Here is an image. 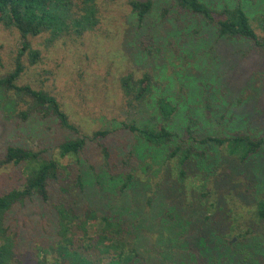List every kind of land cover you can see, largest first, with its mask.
Wrapping results in <instances>:
<instances>
[{
	"label": "rangeland",
	"instance_id": "obj_1",
	"mask_svg": "<svg viewBox=\"0 0 264 264\" xmlns=\"http://www.w3.org/2000/svg\"><path fill=\"white\" fill-rule=\"evenodd\" d=\"M153 1L154 11L142 25L136 21L127 0H97L98 23L82 36L65 34L53 43L49 41L48 33L29 38L33 49L41 53L40 60L33 65L29 53L24 55L22 62L26 69L18 83L55 96L80 135L87 137L86 148L79 156L80 163L74 158L61 159L58 145L77 135L60 128L54 119L40 120L32 116L22 122L16 117L20 108L12 96L0 90V159L8 146H24L40 151L45 158L61 161L67 179L74 181L78 172H88L91 177L90 180L86 178V191L95 198V202L89 204L99 217L114 214L110 203L105 200L108 195H104L107 189L110 192L119 189L112 190L114 184L110 174L116 177L133 171L135 179L149 185V191H146L149 197L162 185L170 205H178L177 211L172 210L176 214L167 230L172 229L179 235L185 231V235H193L196 226L209 225L211 221L206 219L214 215V220H221L220 224L228 228L223 239L229 247H225L222 264H264V219L258 217L254 206L258 197H264V174H258L260 166L264 168V154L259 159L260 164L252 169L248 165L238 171L228 167L220 155L212 156L213 162H204L203 171V163L194 162L183 184L176 183V176L169 167L173 163H168L165 155L174 145H180L189 116L198 121L194 127L198 136L233 135L239 131L264 136V52L257 51L248 42L219 39L210 25H205L200 17H190L175 0ZM209 1L217 4L240 1L251 17L261 14L263 9V0ZM164 8L169 11L165 17ZM183 25L191 28L182 29ZM147 28L155 43L159 42L164 49L162 56L149 57L147 52H140L153 49L150 37H141L132 43V34L142 33ZM21 48L20 33L0 25V77L14 68ZM152 51L157 52L158 47ZM146 71L155 76L160 87L155 89L147 108L136 109L128 105L121 89V79L131 73L139 78ZM246 81L251 82L250 87L243 85ZM162 96L169 98L178 108L168 124L178 137L170 147L159 150L129 134L123 124H157L151 102ZM236 97L238 103L251 98L250 103L238 107L235 103L233 106L230 99L235 102ZM226 110L230 111L229 118L222 120L220 115ZM254 111H259L258 116L253 114ZM231 114L234 118L229 124ZM98 131L109 134L94 137ZM103 145L111 150L112 157L108 160L103 154ZM218 151L224 154L221 149ZM28 175L24 164L4 167L0 171V195L21 188ZM97 175L101 176L103 193L95 183ZM226 178L231 183H227L228 193H224L225 187L219 190ZM63 183L62 180L57 183L55 190H62ZM203 187L206 188L204 191ZM220 196L226 205L223 211L210 207ZM141 208L143 213L150 209L147 197ZM84 210V207L79 210L82 216ZM131 218L133 221L134 215ZM6 226L16 237L14 256L21 264H39L44 256L50 261L55 258L56 252L45 250L57 240L56 222L53 215L45 213L39 205L16 207ZM97 227H100L97 222L89 226L92 237ZM247 237L250 239L244 241ZM254 237L258 241H254ZM258 243L263 246H257ZM189 252L192 253V263L189 264H194L196 252L193 249Z\"/></svg>",
	"mask_w": 264,
	"mask_h": 264
},
{
	"label": "trees",
	"instance_id": "obj_2",
	"mask_svg": "<svg viewBox=\"0 0 264 264\" xmlns=\"http://www.w3.org/2000/svg\"><path fill=\"white\" fill-rule=\"evenodd\" d=\"M175 1L190 17H200L205 25H210L219 39L248 42L257 51L264 52V0L261 14L254 17L250 16L240 1L234 4L225 1L217 4L209 0ZM96 2L97 0H0V25L7 30H17L22 40V48L15 58L14 68L0 77V90L12 96L16 106L20 108L16 117L22 122L28 121L32 116H37L40 120L54 119L60 128L74 132L77 136L64 139L58 145V150L61 159L74 158L78 163L81 161L80 154L86 148L87 137L80 135L79 129L71 122L67 111L55 96L42 89L36 90L28 84L20 85L18 81L26 69L22 58L27 52L31 64L35 65L40 60L41 53L33 49L29 38L48 33L49 41L53 43L65 34L82 36L98 23ZM127 3L139 25L146 22L154 11L153 0H127ZM167 11L168 9L164 8L163 17L167 15ZM187 28L191 27H182ZM141 37H150L153 44V49L146 48V51H140L142 54L147 52L149 57L164 54V49L159 46V42L155 43L148 28L142 33L134 32L132 43H136ZM157 47L158 51L153 52ZM244 80L245 78L243 82ZM243 85L250 87L251 82L246 81ZM238 86L240 87V84ZM159 87L160 83L155 76L147 71L139 78L131 73L121 79V89L128 105L136 109L147 108L155 89ZM208 95L212 97L211 92ZM250 99L238 103L236 97L235 102L230 99V104L234 106L236 103V107L248 105ZM151 105L156 112L154 114L158 120L157 124L124 123L123 127L145 144L161 150L164 146L170 147L178 137L168 127L178 108L165 96L151 102ZM207 109H211L209 104ZM258 112L254 111L253 114L258 116ZM229 115L230 111L226 110L220 118L227 120ZM37 117L35 118L38 119ZM189 117V124L184 128V138L181 139L180 145H174V148H170L165 154L167 162L173 163L172 167H169L172 175L176 176V183L185 182L194 162L203 163V171L204 162H213L212 156H222L223 162L234 171L248 165H251L249 167L252 169L260 164L259 159L264 154V136L256 137L241 131L233 135L198 136L194 129L198 121ZM233 118L234 115L231 114L229 124ZM108 134L106 131H98L94 133V137H104ZM219 149L224 154H220ZM103 154L106 160L112 157L111 150L106 145H103ZM208 156H211V159ZM20 164H24V169L29 172L25 184L0 195V264H21L14 256L16 237L9 231L6 223L16 207L26 208L32 204H37L45 213L52 214L56 222L57 240L45 252L57 254L52 261L44 256L39 264H189L192 263V253L189 252L191 249L196 252L194 264H222L224 260L225 247L228 244L223 236L228 232V228L220 224L221 220H214L215 216L210 215L206 221L211 223L205 227L201 224L196 226L193 235H185L186 231L179 235L172 229L167 230L176 214L172 210L177 209L178 205H170L162 185L149 197L146 194L149 185L135 179L133 171L116 177L110 174L111 183L114 184L112 190L119 189L112 192L107 189L104 195H108L105 200L107 204L110 203L114 214L99 217L96 209L89 204L95 202V198L91 196V192L86 191V180L91 177L88 172H78L73 181L64 177L62 169L66 168L58 159L45 158L40 151H33L24 146H8L0 159V171L4 167ZM125 164L128 166V163ZM258 174H264L262 165ZM96 178L95 183L103 193L100 186L101 176L97 175ZM61 180L64 181L63 188L57 191L55 187ZM223 180L226 182L223 186L219 185V190L225 187L224 193H228L226 187L231 183H228L227 178ZM205 189L203 187V191ZM171 190L173 193L177 192L173 187ZM216 190L218 191V186ZM145 195L150 207L147 213H143L141 208ZM224 202V198L220 196L210 207L223 211L226 206ZM254 204L258 217L264 219V197H258ZM83 207L85 213L82 216V211L79 210ZM94 222L100 227H97L92 237L88 229ZM248 239L250 238L247 237L244 241ZM254 241L258 239L254 237ZM181 244H184V247ZM257 246L263 244L258 243ZM183 253L185 255L182 259Z\"/></svg>",
	"mask_w": 264,
	"mask_h": 264
}]
</instances>
